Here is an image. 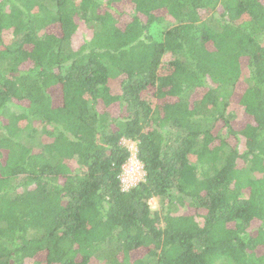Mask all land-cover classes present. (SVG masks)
Masks as SVG:
<instances>
[{"label":"trees","instance_id":"obj_1","mask_svg":"<svg viewBox=\"0 0 264 264\" xmlns=\"http://www.w3.org/2000/svg\"><path fill=\"white\" fill-rule=\"evenodd\" d=\"M0 264H264V0H0Z\"/></svg>","mask_w":264,"mask_h":264},{"label":"built area","instance_id":"obj_2","mask_svg":"<svg viewBox=\"0 0 264 264\" xmlns=\"http://www.w3.org/2000/svg\"><path fill=\"white\" fill-rule=\"evenodd\" d=\"M124 145L130 151V157L122 167L120 181L123 191H128L140 181L144 180L146 172L144 170L143 164L137 157V144L132 141L124 140Z\"/></svg>","mask_w":264,"mask_h":264},{"label":"rangeland","instance_id":"obj_3","mask_svg":"<svg viewBox=\"0 0 264 264\" xmlns=\"http://www.w3.org/2000/svg\"><path fill=\"white\" fill-rule=\"evenodd\" d=\"M120 10H121V8H120ZM130 20V18H129V16L128 15H125L124 17H123V19H122V25H125V23L126 22H128ZM83 31H84V27H81L80 28V30H79V34H78V36H76V38L74 39V42H73V44H74V46L77 48V47H79L81 44H82V35H83ZM112 86H113V91L115 92V93H117L118 92V81L116 80V81H113V84H112ZM243 88H244V84L242 85H240L239 86V90L240 91H242L243 90ZM53 95H54V102H55V105H59L60 103H61V98H60V91L59 90H53ZM201 96V93H197L196 95H195V98H199ZM147 100H149V101H151L152 103H153V105L156 103V101H155V99L153 98V96L152 95H148V97H147ZM236 108V115H237V118L239 119L238 120V122L239 121H244V122H246V123H250L252 120H251V118L249 117V116H247L246 114H244L243 112H241L240 110V108L239 107H237V106H234V109ZM110 112H111V114L113 115V116H117L118 115V113H119V107L116 105V106H113L112 107V109L110 110ZM237 122V123H238ZM236 123V124H237ZM128 143V142H127ZM123 144H124V141H123ZM151 206H152V208L153 209H158V203H157V201L156 200H151ZM258 253L261 255V254H263V250L262 249H259L258 250Z\"/></svg>","mask_w":264,"mask_h":264}]
</instances>
